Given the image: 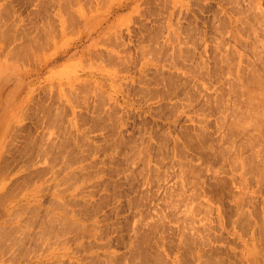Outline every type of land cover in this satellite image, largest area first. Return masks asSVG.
Returning <instances> with one entry per match:
<instances>
[{
  "label": "rangeland",
  "instance_id": "obj_1",
  "mask_svg": "<svg viewBox=\"0 0 264 264\" xmlns=\"http://www.w3.org/2000/svg\"><path fill=\"white\" fill-rule=\"evenodd\" d=\"M263 94L264 0H0V264H264Z\"/></svg>",
  "mask_w": 264,
  "mask_h": 264
},
{
  "label": "bare ground",
  "instance_id": "obj_2",
  "mask_svg": "<svg viewBox=\"0 0 264 264\" xmlns=\"http://www.w3.org/2000/svg\"><path fill=\"white\" fill-rule=\"evenodd\" d=\"M255 13H257V12H255ZM241 40H242V39H241ZM223 55H224V54H223ZM231 72H232V71H231ZM252 80H253V79H252ZM196 82H197V81H196ZM230 84H231V83H230ZM253 84H254V83H253ZM245 86H246V85H245ZM259 88H260V87H259ZM250 90H251V89H250ZM253 92H254V91H253ZM258 92H259V91H258ZM249 94H250V93H249ZM249 94H248V95H249ZM263 95H264V94H263ZM254 98H255V97H254ZM254 98H253V99H254ZM261 98H262V97H261ZM247 100L249 101L248 98H247ZM251 101H252V100H251ZM256 102H257V101H256ZM249 103H250V102H249ZM260 106H262V104H261ZM260 106H259V107H260ZM249 107H250V106H249ZM254 107H255V106H254ZM263 108H264V107H263ZM242 109H243V108H242ZM249 109H250V108H249ZM257 109H258V108H257ZM253 111H254V110H253ZM253 111H252V112H253ZM257 111H258V110H257ZM257 111H256V112H257ZM262 111H263V110H262ZM253 113H254V112H253ZM237 114H238V113H237ZM243 114H244V113H243ZM238 117H239V116H238ZM241 117H242V116H241ZM244 117H245V116H244ZM233 118H234V117H233ZM249 118H250V117H249ZM231 119H232V118H231ZM251 124H252V123H251ZM228 126H229V125H228ZM253 126H254V125H253ZM263 127H264V126H263ZM244 129H245V127H244ZM212 147H213V146H212ZM232 152H233V151H232ZM226 154H227V153H226ZM223 157H224V156H223ZM234 162H235V161H234ZM2 164H3V163H2ZM2 164H1V165H2ZM5 169H6V168H5ZM3 172H4V166H3V167L0 166V176H1V175L3 176ZM1 173H2V174H1ZM4 174H5V172H4ZM3 177H4V176H3ZM1 178H2V177H1ZM51 224H52V223H51ZM63 225H64V224H63ZM68 226H69V225H68ZM41 227H42V226H41ZM42 233H43V232H42ZM55 241H56V240H55Z\"/></svg>",
  "mask_w": 264,
  "mask_h": 264
}]
</instances>
